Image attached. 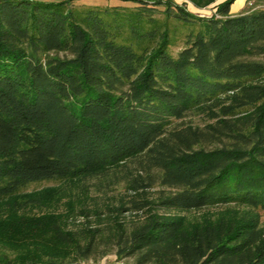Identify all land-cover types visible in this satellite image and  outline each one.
<instances>
[{"label":"trees","instance_id":"obj_1","mask_svg":"<svg viewBox=\"0 0 264 264\" xmlns=\"http://www.w3.org/2000/svg\"><path fill=\"white\" fill-rule=\"evenodd\" d=\"M125 1L0 0V205L35 202L43 181L105 199L75 228L32 218L45 249L0 264H264V8Z\"/></svg>","mask_w":264,"mask_h":264},{"label":"rangeland","instance_id":"obj_2","mask_svg":"<svg viewBox=\"0 0 264 264\" xmlns=\"http://www.w3.org/2000/svg\"><path fill=\"white\" fill-rule=\"evenodd\" d=\"M59 1V0H54ZM175 4L182 5L187 11L197 17H211L216 14L217 6L224 0H214L206 6H197L189 0H173ZM74 3H84L92 5H120L126 7H133L135 4L131 1L125 0H74ZM264 8V4L255 2L253 0H234L231 4L230 14L237 15L248 11H253L258 8ZM161 15V13H157ZM196 21V20H195ZM198 22V21H197ZM177 35L175 44L170 47V52L176 54L184 44L183 28L177 24ZM182 31V32H181ZM186 122H191L194 125H203L206 120L200 115L190 114L185 118ZM52 181H43L31 184L27 190L35 194L41 195L42 198L37 199L27 205L24 200H18L16 203H5L0 205V260L3 255L18 256L26 254L29 249H33L36 245V250L41 252L49 243L46 239V234L36 238H29L28 234L33 235L37 233L35 226L38 224L37 219L40 220V227L46 228L50 225L48 215L57 217L54 219L56 222H61L62 226L68 228H75L80 226L84 221L83 217L78 215L79 209L82 205L89 203L90 199L96 197L94 201L101 203L105 200L100 196L93 186H83L80 181L68 182L60 186H54ZM91 181H89V185ZM47 187L45 191L43 188ZM36 192V193H35ZM124 193L122 186L117 187L111 195L119 196ZM24 199V198H23ZM93 201V203H94ZM92 203V202H91ZM224 209H218L214 212L218 213ZM205 212V211H204ZM203 215V212L188 214L186 213L187 220H198ZM39 217V218H38ZM47 217V218H46ZM32 218H37L32 220ZM48 219V220H46ZM63 226V227H64ZM14 228L16 232L9 234L7 230ZM8 235V236H6ZM50 250L48 251V253ZM13 256V257H14ZM80 264H132L130 258H119L114 252H109L99 255H94L87 260H83Z\"/></svg>","mask_w":264,"mask_h":264}]
</instances>
